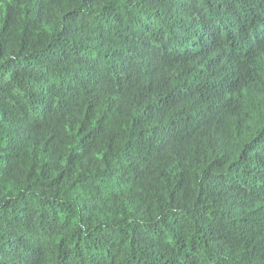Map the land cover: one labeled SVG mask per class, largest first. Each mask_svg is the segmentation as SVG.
<instances>
[{
    "label": "trees",
    "instance_id": "obj_1",
    "mask_svg": "<svg viewBox=\"0 0 264 264\" xmlns=\"http://www.w3.org/2000/svg\"><path fill=\"white\" fill-rule=\"evenodd\" d=\"M0 264H264V0H0Z\"/></svg>",
    "mask_w": 264,
    "mask_h": 264
}]
</instances>
